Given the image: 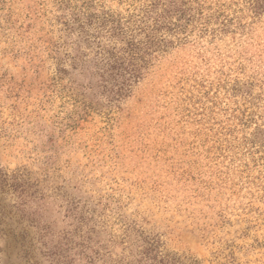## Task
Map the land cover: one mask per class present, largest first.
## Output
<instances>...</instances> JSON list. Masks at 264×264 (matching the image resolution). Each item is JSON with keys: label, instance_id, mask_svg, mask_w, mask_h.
Segmentation results:
<instances>
[{"label": "rangeland", "instance_id": "obj_1", "mask_svg": "<svg viewBox=\"0 0 264 264\" xmlns=\"http://www.w3.org/2000/svg\"><path fill=\"white\" fill-rule=\"evenodd\" d=\"M189 1L0 0V264H264V11Z\"/></svg>", "mask_w": 264, "mask_h": 264}, {"label": "trees", "instance_id": "obj_2", "mask_svg": "<svg viewBox=\"0 0 264 264\" xmlns=\"http://www.w3.org/2000/svg\"><path fill=\"white\" fill-rule=\"evenodd\" d=\"M190 1H182L180 4L177 3V1L175 0H168V7L163 8V12L159 13L156 12L157 9V3H151L148 7V9L145 10L142 19L140 18L141 23L146 24V22L150 19L153 20V25L154 28L152 29V27H147L146 30H148V34H149V46H148V50L152 51V50H156V51H161L164 50V46L166 45V49L167 46L170 45L172 46L174 44L173 41H169L167 42L166 38H160V39H156L155 40V36L154 31H159V30H164V31H170L172 32H180V33H185L186 31H188V28L190 25H193L194 23H196L198 20L197 18L193 15L192 11H193V7H191L189 5ZM253 9L258 10V11H264V0H254L253 2ZM155 14V16L153 17L152 14ZM258 13V12H256ZM140 16V15H139ZM145 20V21H144ZM140 26H143V24H141ZM146 28V25H144ZM184 40V38H179L177 41L180 42Z\"/></svg>", "mask_w": 264, "mask_h": 264}]
</instances>
